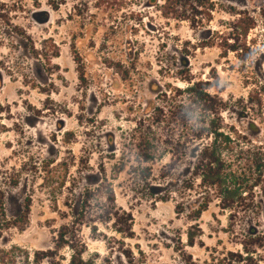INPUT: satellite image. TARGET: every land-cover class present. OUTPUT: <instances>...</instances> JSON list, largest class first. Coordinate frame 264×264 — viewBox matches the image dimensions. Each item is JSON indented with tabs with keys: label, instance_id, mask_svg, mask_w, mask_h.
<instances>
[{
	"label": "rangeland",
	"instance_id": "374dc122",
	"mask_svg": "<svg viewBox=\"0 0 264 264\" xmlns=\"http://www.w3.org/2000/svg\"><path fill=\"white\" fill-rule=\"evenodd\" d=\"M196 1L173 18L162 0H0V264L47 250L67 264L66 227L95 264H221L264 234V180L239 196L194 179L200 142L176 148L158 100L197 84L234 137L264 143V0H214L202 24L183 14Z\"/></svg>",
	"mask_w": 264,
	"mask_h": 264
},
{
	"label": "trees",
	"instance_id": "16d2710c",
	"mask_svg": "<svg viewBox=\"0 0 264 264\" xmlns=\"http://www.w3.org/2000/svg\"><path fill=\"white\" fill-rule=\"evenodd\" d=\"M162 8H169L173 17L183 6L180 0H162ZM196 6L187 7L183 14L197 13L200 17L198 24H202L206 19L211 20L212 12L215 8L214 0H198ZM238 21L243 24L237 33V38H242L248 32L250 27V17L246 12H239ZM183 16V15H182ZM206 18H204V17ZM245 17V18H244ZM174 18V17H173ZM188 19L187 17H185ZM243 18L245 21L243 22ZM215 37L223 45L227 46L226 40L221 36ZM221 40V41H220ZM226 51V50H225ZM128 75V70L120 72V75ZM187 82V81H186ZM162 100V104L166 105L167 113L172 122L173 133L175 135V147L182 148L186 145H194L200 142L198 152L193 164V178H198L201 184L208 186H221L225 181L232 182L233 189L224 191L229 194L233 191L245 192L247 187H256L257 184L264 180V143L260 145H253L251 141L243 138L234 137L236 134L233 127L227 128L222 119V113L228 108L226 102L215 94L207 93L201 86L187 82V86L183 89H171L164 91L158 98ZM161 107H152V112L149 115L158 120L165 118L163 109ZM244 140V141H243ZM143 160L151 159L150 152L144 150L142 155ZM227 164L229 166L252 167V170L245 174L242 170L238 176L233 172L230 173V179L222 175V166ZM252 172V173H251ZM252 174V175H251ZM252 180H251V179ZM252 182V183H251ZM249 183L251 185L249 186ZM223 197V196H222ZM3 194L0 192V213H3ZM226 202L225 208L231 209L232 202L229 199H222ZM239 202L236 201V206ZM262 203H257L256 208H261ZM249 208H253L250 204ZM25 213H23L24 216ZM77 231L72 228L70 231L67 227L61 229L57 234L55 240L56 247L62 248L67 246L69 250V258L67 264H95L91 258H85L86 253L82 241L72 240ZM70 234V239L67 235ZM247 240L241 243V249L237 253H228L221 264H262V259L259 254L260 248L264 245V234L251 235L246 237ZM80 247V248H79ZM79 248V249H78ZM56 250H47L45 252H34L31 257L21 253L13 254L10 264H40L45 261L47 264H62L64 258L56 254Z\"/></svg>",
	"mask_w": 264,
	"mask_h": 264
}]
</instances>
